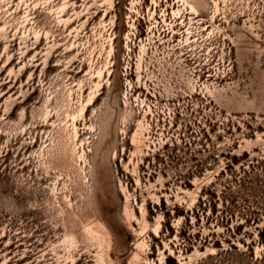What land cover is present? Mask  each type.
I'll return each mask as SVG.
<instances>
[{
	"label": "rangeland",
	"instance_id": "obj_1",
	"mask_svg": "<svg viewBox=\"0 0 264 264\" xmlns=\"http://www.w3.org/2000/svg\"><path fill=\"white\" fill-rule=\"evenodd\" d=\"M0 264H264V0H0Z\"/></svg>",
	"mask_w": 264,
	"mask_h": 264
}]
</instances>
